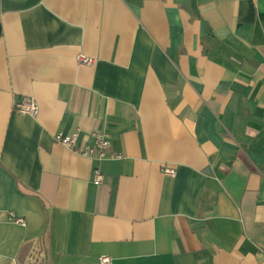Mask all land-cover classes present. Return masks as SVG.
<instances>
[{
    "label": "crops",
    "instance_id": "1",
    "mask_svg": "<svg viewBox=\"0 0 264 264\" xmlns=\"http://www.w3.org/2000/svg\"><path fill=\"white\" fill-rule=\"evenodd\" d=\"M103 255L264 264V0H0V264Z\"/></svg>",
    "mask_w": 264,
    "mask_h": 264
},
{
    "label": "built area",
    "instance_id": "2",
    "mask_svg": "<svg viewBox=\"0 0 264 264\" xmlns=\"http://www.w3.org/2000/svg\"><path fill=\"white\" fill-rule=\"evenodd\" d=\"M77 61L79 65H89L93 64L95 62V59L92 57H89L85 54H79L77 57ZM15 108L22 114H31L36 115L38 113V103L37 101L32 97H25L15 103ZM95 136V143L93 145H86L85 147L78 146V139H79V132L76 131L74 133L68 134L64 133L62 131H59L55 134V139L59 143L67 146L68 148H71L74 152L90 156L96 160H103L107 157H115V158H122L123 154L117 153L111 155L108 151L111 140L107 133L96 130L94 132ZM165 173L174 174L175 169L171 167L164 168ZM104 180V174L99 170H95V176H94V183L99 184L103 182ZM16 222L21 225L26 224V220L23 217H17ZM111 257L109 255H103L101 256V262L102 264H105L107 262H110Z\"/></svg>",
    "mask_w": 264,
    "mask_h": 264
}]
</instances>
